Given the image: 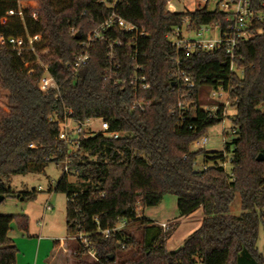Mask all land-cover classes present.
Here are the masks:
<instances>
[{"label":"trees","instance_id":"16d2710c","mask_svg":"<svg viewBox=\"0 0 264 264\" xmlns=\"http://www.w3.org/2000/svg\"><path fill=\"white\" fill-rule=\"evenodd\" d=\"M170 1L0 0V89L7 93L6 109H0V196L12 194L11 177L41 172L50 162L62 167L69 160V173H62L49 192L65 197L67 237L89 238L98 262L87 264H264L256 249L264 224V0H250L261 16L235 51L239 76L230 72L223 51L177 52L168 40L185 22L196 31L223 25L224 14L207 9L208 1L176 13L168 10ZM113 13L115 21L134 30L113 26L102 34L104 40L90 43L82 68L74 72L66 66ZM36 36L40 40L30 44ZM11 38L21 40L22 53L8 44ZM37 60L49 65L57 91L40 90L44 71ZM135 66L148 90L130 85ZM177 67L192 80V89L176 82ZM204 88L228 95L236 130L225 146L230 174L219 165L221 152L190 148L223 118L221 104L213 113L201 110L198 93ZM179 101L187 107L178 108ZM135 102L143 111L134 108ZM65 116L78 124L105 121L107 133H119L118 139L87 135L77 150H64L59 133ZM258 155L263 161H256ZM200 157L206 170L195 169ZM236 194L238 217L229 214ZM164 195L175 197L179 217L197 209L203 217L173 252L166 250L168 234L140 214L159 205ZM121 220L127 225L120 233L98 234ZM13 222L27 229L26 217L0 215V264H16L18 250L8 236ZM138 222L135 238L128 228ZM73 252L78 260L86 258L76 243Z\"/></svg>","mask_w":264,"mask_h":264},{"label":"rangeland","instance_id":"374dc122","mask_svg":"<svg viewBox=\"0 0 264 264\" xmlns=\"http://www.w3.org/2000/svg\"><path fill=\"white\" fill-rule=\"evenodd\" d=\"M219 0H208L207 9L215 10V5ZM26 4V3H24ZM205 3L203 0H171L168 3V10L176 13H184L185 11H193L197 7H202ZM22 5V4H21ZM186 25V24H185ZM183 25L180 32L183 37L195 40L196 32L188 31ZM211 31H204L202 38L215 39L218 37V32L214 27ZM168 40H172L169 36ZM239 76V72H236ZM7 93L0 89V109H6L5 96ZM201 109L215 104L210 99V91L207 89L200 90L198 93ZM226 101V95L222 96L220 102ZM264 112V107L260 109ZM226 119L217 125L206 129L205 137L207 143L202 147L206 152H220L222 148V126L231 127L230 116L233 112L227 106ZM99 120H91L87 130V135H94L100 132ZM89 128V129H87ZM90 131V133H89ZM203 137V138H205ZM192 151H197L195 145L190 147ZM207 164V163H206ZM195 169H201L204 164L202 158L195 161ZM62 176L61 166L57 167L54 163L47 164L41 172L32 171L26 175H15L11 177L7 186L11 189L12 194L2 196L0 201V215L12 217H26L27 229H22L17 222H13L8 233L9 238L13 241L14 246L18 250L16 264H78L91 263L90 259H76L74 256L75 243L67 237L65 217V197L59 192H49L50 187L58 182ZM74 181L75 178H70ZM38 187L42 188V192H38ZM23 194H28L23 197ZM159 205L155 208H147L140 211L146 218L152 220L154 224L160 227V224H165L163 230L168 234L169 238L166 241V250L173 252L179 249L185 239L190 236V233L195 231L203 220L201 209H197L188 217H179L174 196L164 195ZM241 200L236 194L234 201L230 205L229 214L238 217L242 214L240 207ZM51 206L50 212H45L44 207ZM140 223H134L129 226L128 231L133 237L138 238ZM161 229V227H160ZM161 230V231H162ZM162 231V232H163ZM258 240L256 249L264 256V224H260L258 229ZM67 241L62 244L59 241ZM54 242H57L55 249Z\"/></svg>","mask_w":264,"mask_h":264},{"label":"built area","instance_id":"2783aa9c","mask_svg":"<svg viewBox=\"0 0 264 264\" xmlns=\"http://www.w3.org/2000/svg\"><path fill=\"white\" fill-rule=\"evenodd\" d=\"M114 3L116 0H113ZM208 0H203L204 3H206ZM216 11L219 13L224 14V22L223 25L214 24L212 26H202L199 30H193L190 29L187 22H185L183 25L186 26L188 31L196 32L197 38L195 40H191L190 38H186L182 36V33L180 30L177 29L174 30L169 34V36L172 38L170 41V44L175 48L177 52H184L189 54H202L203 52L207 53H213V52H220L223 51L228 60H229V70L230 72H237L236 66L234 63V55L235 51L238 48L240 44H243L246 42L251 36L249 33V28L251 26V23L254 20L260 19V12L254 10L251 8L250 0H219L215 5ZM9 16L13 14V12L7 13ZM116 15L113 13L108 19H106L104 22L98 25V27L95 28V30L92 31L91 34L88 35V37L81 42V47L83 49L81 50V53L79 56L70 64L66 63V66L71 67L74 72L82 68V66L85 65V63L88 61V50L90 48V43H92L95 40H104V37L102 34H104L105 31L109 30L113 26L116 25L117 28L124 29L126 31L132 32L134 28L132 26L126 25L121 19H117L115 21ZM214 27L218 32V37L215 39H205L202 38L203 32L205 31H211ZM168 36V37H169ZM39 37H33L29 38V43L37 42L39 41ZM8 44L11 46V48L16 51L18 54L22 53V42L20 39H14L11 38L8 41ZM30 50L33 49L30 47ZM47 51L42 52V54H46ZM177 64L178 62L175 61ZM37 64L40 66V68L44 71L43 77L40 79V90L42 92H47L49 90L57 91L58 88L56 86V83L53 81L51 76L48 73V67L49 65H42L38 60ZM139 67H134V72L132 74V78L130 79V85L134 88H141L142 90H148L149 85L147 84L145 78L143 76H139L136 72V70ZM239 74H241L240 71H238ZM237 72V73H238ZM174 79L178 84H181L185 87V89H192L193 82L192 80L177 67L173 73ZM226 95L223 90H212L210 91V99L215 102V104H212L211 106L207 107L206 109H201L202 111H207L209 113H213L217 109V104L223 105L222 113L223 118L221 123L226 119V107L228 106V95H226V101L220 102L222 99V96ZM56 97V96H55ZM184 102H178V108L181 107H187V105ZM134 108L139 109L140 111H143V106L139 102H135ZM91 120H86L83 123H74L70 118L65 116V119L60 124V135H59V141L62 142L64 150L67 149V151L72 152L78 149L79 147V141L87 136L86 133V127H88ZM86 126V127H85ZM99 133L104 134L105 136H109L112 139L116 140L118 139V134H108V126L105 121L100 120V126H99ZM89 129V128H87ZM222 132L224 133V137L222 138V148L223 150L220 151L222 153L223 161L219 164L222 170H224L225 173L230 174V153L225 149V146L230 141V137L235 135L236 130H234L231 127L226 128L222 126ZM90 133V131H89ZM207 143V138H201L200 140L193 143L197 148L203 149L202 147ZM70 161L67 160L64 165L61 167L62 173L67 174L69 173V166ZM206 167H203V170H206ZM51 188V187H50ZM38 192H42V188L38 187ZM51 206L46 205L44 207L45 212H50ZM127 223L124 220H121L119 223H117L114 227L109 229H104L103 231L97 230L98 234L102 238H108L109 236H113L116 233H120L123 229H125ZM161 230H165L166 225L160 224ZM162 230V231H163ZM164 232V231H163ZM70 240H72L74 243H76L85 253L86 257L90 259V262H98L97 256L95 255V250L87 236H83L81 234L75 235L73 237H70ZM124 247V246H122Z\"/></svg>","mask_w":264,"mask_h":264},{"label":"water","instance_id":"95a60500","mask_svg":"<svg viewBox=\"0 0 264 264\" xmlns=\"http://www.w3.org/2000/svg\"><path fill=\"white\" fill-rule=\"evenodd\" d=\"M75 40H79V34H75ZM257 162L263 161V157L261 155H258V157L256 158ZM2 200V196H0V201ZM111 258H113V256H111Z\"/></svg>","mask_w":264,"mask_h":264},{"label":"crops","instance_id":"0c3cea01","mask_svg":"<svg viewBox=\"0 0 264 264\" xmlns=\"http://www.w3.org/2000/svg\"><path fill=\"white\" fill-rule=\"evenodd\" d=\"M59 242H61L62 244H64V242L66 243L67 241H59ZM56 247H57V245L55 246V249H56Z\"/></svg>","mask_w":264,"mask_h":264}]
</instances>
